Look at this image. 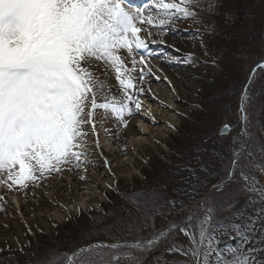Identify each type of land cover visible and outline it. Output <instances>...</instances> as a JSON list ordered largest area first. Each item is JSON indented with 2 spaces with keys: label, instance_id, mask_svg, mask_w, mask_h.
Returning a JSON list of instances; mask_svg holds the SVG:
<instances>
[{
  "label": "snow or ice",
  "instance_id": "1",
  "mask_svg": "<svg viewBox=\"0 0 264 264\" xmlns=\"http://www.w3.org/2000/svg\"><path fill=\"white\" fill-rule=\"evenodd\" d=\"M221 8L220 0H146L143 7L129 0H0V184L40 188L54 175L64 180L73 168L86 172L100 147L98 138L89 144V136L97 137L96 122L109 113L124 129L142 132L130 124L142 109L145 88L138 85L146 75L161 79L156 74L161 69L151 63L156 54L150 45L180 53L164 37L187 32L205 59L194 51L183 52L175 63L193 67L208 64L212 57V66L218 67L219 57L209 50L205 36L215 34L217 27L215 19L209 23L206 17L221 15ZM180 23L187 27L180 29ZM123 50L132 58L131 69ZM138 64L136 81L130 73ZM101 66L114 71L123 101L108 98L103 80L96 76ZM256 69L264 70V59L249 74L243 93L249 102ZM162 79L171 84L166 74ZM240 111V131L229 144L223 171L209 180L212 174L203 175V165L199 171L186 167L187 200L161 198L155 192L125 193L139 216L118 232L104 228L96 233L113 242L97 240L70 253L50 250L28 264H144L142 257L150 252H158L155 264H264V184L257 176V171L264 174V142L251 134L244 104ZM151 120L157 123L155 117ZM167 126L175 128L171 122ZM232 131L225 124L218 134ZM78 178L86 179L83 174ZM240 194L246 197L243 205ZM158 217L166 221L159 227ZM218 232L236 240L237 246L220 248ZM28 234H33L31 229ZM178 235L188 244L177 243ZM14 244L15 249L10 243L0 248V255L8 253L9 264L35 256L26 251L30 241L14 238Z\"/></svg>",
  "mask_w": 264,
  "mask_h": 264
},
{
  "label": "rangeland",
  "instance_id": "2",
  "mask_svg": "<svg viewBox=\"0 0 264 264\" xmlns=\"http://www.w3.org/2000/svg\"><path fill=\"white\" fill-rule=\"evenodd\" d=\"M145 2L146 0H129L133 6L140 7H143ZM220 3L221 15L215 18L206 17L209 23L215 19L216 32L205 36L209 50L214 56L219 57L218 67L212 66V57L208 58V64L201 63L193 67L175 63L183 52L194 51L201 61L205 59L195 44V38L189 36L187 32L181 31L179 35L168 34L164 37L168 44H174L181 49L180 53L166 46L150 45L156 54L155 58H151V63L157 62L164 72L169 73L171 77H178L172 78L176 82L177 90L179 92L183 90L177 102L178 108L168 104L170 116L175 118V128H169L160 140L148 144L144 148V154L138 158L137 169L131 173L127 170L123 175L118 173L115 182L112 181L114 177L106 173L105 164H101L100 161L92 162L94 166H89L84 173H77L75 168L71 172H66L65 175L68 174L73 183L80 182L78 176L86 173H96L102 181L100 183L93 180L90 184L93 187H82L79 190L78 201L83 197L89 199L92 196V199L87 201V206L75 211H67V206L63 205V196L55 189V185L58 187L65 182L59 176L54 175L47 185L40 188H32L30 185L28 189H23L19 185H14L9 189L6 185L0 184V197L3 198L0 199V248L10 243L15 249L14 238L21 242L30 241V247L26 251L34 253L35 256H23L20 260V264H28L30 260L44 256L50 250L70 253L82 245L97 240L111 243L113 241L109 236L96 235L98 230L108 228L113 233L118 232L125 223H130L139 216L137 206L125 193L150 195L155 192L161 198L178 197L187 200L188 197L183 195V190L187 187L183 178L189 176L186 167L195 166L198 171L200 170L196 157L200 159L204 157L203 160H207L203 175H208L207 171L211 174L216 171L222 172L224 166L228 164L229 144L241 127L242 104L248 112L251 134L259 142H264V70H256L254 83L249 89L251 101H247L243 96L251 70L256 62L264 59V0H220ZM229 13L231 15H228ZM178 27L183 29L187 24L180 23ZM121 55L127 67L131 69L132 58L127 56L126 50H123ZM139 67L138 64L136 71L130 73L131 78L136 81L139 80ZM163 70L158 73L160 77ZM96 76L103 80L109 99L115 97L117 101L124 100L123 91L110 67H98ZM151 77L153 79L154 76ZM159 82L167 85L165 80L157 82L151 80L153 84ZM148 90L146 88L140 98L141 112L130 118V124L139 129L149 124L152 118L151 106L155 100L148 96L150 93ZM98 102H103V98ZM178 112L184 115H178ZM225 124L230 125L233 131L228 135H219V129ZM152 125L154 128H164L163 122L157 121ZM97 126L100 127L101 136L104 135L106 138L102 147L117 151L118 159L128 163L132 148L125 143L126 146L122 147L123 135L132 136L134 132L131 133L120 126L110 113L97 120ZM134 131L135 134H139L136 128ZM116 132H119L118 137L111 134ZM183 133L189 136L183 137ZM220 137L224 140L221 141ZM92 138L90 134L88 139L90 144ZM172 145L177 146L178 153H182L180 159H174L170 148ZM121 148H125V151L120 150ZM90 159H94L92 155ZM97 165L100 167L95 169ZM257 176L264 184V174L257 171ZM109 184L113 187L110 188ZM12 196H18L22 202V217L20 209L15 208L14 200L9 198ZM245 202V195L240 194L239 203L243 205ZM225 215L228 213L225 212ZM171 218L173 217H169ZM3 220L7 223L2 222ZM163 223L166 221L158 217L157 227ZM28 229H31L33 234H28ZM217 239L221 241L219 247L222 249L229 245L237 246V243L229 244L228 236L219 232ZM177 243L187 245L188 240L183 235H178ZM156 255L158 252L145 253L142 257L144 264H155L153 257ZM7 257V252L0 255V264H9ZM167 259L184 258L168 256ZM122 264H126V261Z\"/></svg>",
  "mask_w": 264,
  "mask_h": 264
},
{
  "label": "bare ground",
  "instance_id": "3",
  "mask_svg": "<svg viewBox=\"0 0 264 264\" xmlns=\"http://www.w3.org/2000/svg\"><path fill=\"white\" fill-rule=\"evenodd\" d=\"M153 65L157 66L158 68H160L161 70H163L161 67H159L157 62H152ZM159 73V72H158ZM156 73V74H158ZM163 75H161V79L160 80H164L162 79V77L166 74L169 78V80H171V84L168 83V81H166L167 85H162L160 82L158 84H153L151 83V80L157 82V80L151 76H147L146 75V81L144 83V88L146 90L150 89L148 91H150V93H148V96L151 97V99L155 100V102H153L152 104V117H155L156 121L158 122H163L164 123V128L159 129V128H154V125H152V120L149 121V124L147 125H143V128L141 129V131H139V134H135L136 132L134 131V128H128L127 130H129L132 133L131 135H127L124 136L123 135V145H128L132 148V151L130 152V156L128 158V163L124 162L120 159H118V152L115 150H106L105 148L102 147L103 142L106 140L105 136H101L102 134L99 132L100 127L97 126V137H93L92 141L96 138H98L99 140V144L100 147L96 148L95 151L92 154V157L94 159H92V162L94 161H100L101 164H105V160L107 161V165L105 164V169H106V173L108 175L113 176V180L112 181H116L118 179V173H121V175H123L125 173V171L129 170V173H131L133 170L137 169V163H138V158L140 156H142V154H144V148L148 145V144H153L155 141H158L162 138V136L165 134V132H167L169 130V127L167 126L169 122H171L172 124H174V119L170 116V108H168V104L169 105H174L175 108H178V101L180 100V94H183V90H180V92L177 90V86H176V82L173 78L175 77H171L169 75V73H167L166 71L164 72V70L162 71ZM178 78V77H176ZM159 80V81H160ZM155 85H157L155 87ZM173 86L175 87V91H173ZM168 88V90L166 89ZM168 91V92H167ZM167 92V93H166ZM144 95V94H143ZM177 103V104H176ZM101 131H103L101 129ZM134 134V135H133ZM90 144V142H88ZM125 143V144H124ZM125 145V146H126ZM94 147V145H93ZM120 150H124L125 148H121ZM109 166H110V170H109ZM100 166L97 165L95 166V169L99 168ZM114 174V175H113ZM86 179L84 181H80L78 183H73V180L69 177L68 174H66L64 176V183H61L60 185H58V187L55 185V189L59 190V192L61 193V195L63 196L62 200H63V205L67 206V211H75L78 208L81 207H85L88 205V202L91 201L92 196L89 197V199H85L84 197L82 198L81 201H78L79 199V190L82 187H93L91 184V182L93 180L99 181L100 183L102 182L101 179L96 175V173H86L85 175ZM90 182V183H88ZM98 182V183H99ZM84 195V193L82 194V196ZM12 198V200H14L15 203V208L20 209V214H21V209H22V202L20 200V198L18 196H12L9 197ZM88 201V202H87ZM22 217V214H21ZM2 222H4L5 224L7 223L6 220H3Z\"/></svg>",
  "mask_w": 264,
  "mask_h": 264
},
{
  "label": "trees",
  "instance_id": "4",
  "mask_svg": "<svg viewBox=\"0 0 264 264\" xmlns=\"http://www.w3.org/2000/svg\"><path fill=\"white\" fill-rule=\"evenodd\" d=\"M183 137H188L189 135L188 134H185V133H183V135H182ZM220 140L221 141H223L224 140V138H222V137H220ZM177 146H170V148H171V150H172V155H173V157H174V159H180L181 157H180V155L182 154V153H178L177 152V148H176ZM179 147V146H178ZM180 157V158H179ZM204 159V157H202L201 159L199 158V157H196V159L195 160H197L198 162H196L197 163V165H199V168H200V166L201 165H203L204 167H205V163H206V161L207 160H203ZM194 168H196L195 166H194ZM172 170V169H171ZM206 171V170H205ZM204 171V172H205ZM173 172V171H172ZM218 173V171H216V172H214V174H213V176L211 177L210 175H208V178H209V180H213V179H215V176H216V174ZM207 174H208V171H207ZM207 182V181H206ZM228 243L229 244H236L237 243V241L236 240H229L228 241ZM219 246H221V244L219 245Z\"/></svg>",
  "mask_w": 264,
  "mask_h": 264
},
{
  "label": "water",
  "instance_id": "5",
  "mask_svg": "<svg viewBox=\"0 0 264 264\" xmlns=\"http://www.w3.org/2000/svg\"><path fill=\"white\" fill-rule=\"evenodd\" d=\"M257 70V69H256Z\"/></svg>",
  "mask_w": 264,
  "mask_h": 264
}]
</instances>
